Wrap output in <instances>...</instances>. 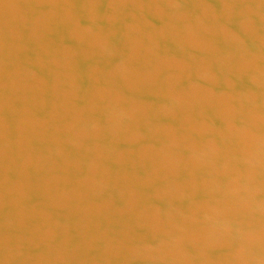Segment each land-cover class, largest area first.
Here are the masks:
<instances>
[{"label": "water", "instance_id": "1", "mask_svg": "<svg viewBox=\"0 0 264 264\" xmlns=\"http://www.w3.org/2000/svg\"><path fill=\"white\" fill-rule=\"evenodd\" d=\"M0 264H264V0H0Z\"/></svg>", "mask_w": 264, "mask_h": 264}]
</instances>
